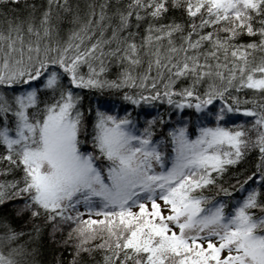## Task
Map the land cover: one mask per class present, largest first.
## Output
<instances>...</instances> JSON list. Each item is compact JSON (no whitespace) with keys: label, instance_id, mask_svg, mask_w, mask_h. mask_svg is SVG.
<instances>
[{"label":"snow or ice","instance_id":"6c2138e0","mask_svg":"<svg viewBox=\"0 0 264 264\" xmlns=\"http://www.w3.org/2000/svg\"><path fill=\"white\" fill-rule=\"evenodd\" d=\"M0 264H264V0H0Z\"/></svg>","mask_w":264,"mask_h":264},{"label":"trees","instance_id":"16d2710c","mask_svg":"<svg viewBox=\"0 0 264 264\" xmlns=\"http://www.w3.org/2000/svg\"><path fill=\"white\" fill-rule=\"evenodd\" d=\"M55 254H58V253L55 250H53L51 247H49L45 250L44 259L50 261L52 259L53 255H55Z\"/></svg>","mask_w":264,"mask_h":264}]
</instances>
